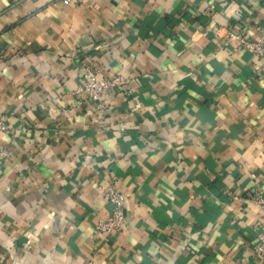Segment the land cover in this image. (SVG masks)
<instances>
[{
	"label": "crops",
	"instance_id": "crops-1",
	"mask_svg": "<svg viewBox=\"0 0 264 264\" xmlns=\"http://www.w3.org/2000/svg\"><path fill=\"white\" fill-rule=\"evenodd\" d=\"M264 0H0V262L260 264ZM123 85L97 112L78 62ZM123 195L121 231L96 232Z\"/></svg>",
	"mask_w": 264,
	"mask_h": 264
},
{
	"label": "built area",
	"instance_id": "built-area-1",
	"mask_svg": "<svg viewBox=\"0 0 264 264\" xmlns=\"http://www.w3.org/2000/svg\"><path fill=\"white\" fill-rule=\"evenodd\" d=\"M70 1V0H68ZM257 33L254 37H247L244 29L230 30L227 34L236 43L235 50L238 53L247 52L261 61V72L264 76V24L257 27ZM78 69L81 75V83L76 89V93H82L86 99L94 105L97 112H103L108 108L105 97L113 89L123 85L125 79L121 75L106 78L98 70L92 68L86 61L78 62ZM6 130V127L0 122V131ZM9 156L7 149H0V160H5ZM107 201L111 204L112 210L106 219L98 221L94 226L96 232L121 231L125 225V216L123 211V195L115 188L113 184L100 187ZM253 202L258 207L263 216L259 224L257 242L252 249L254 256L258 258L260 264H264V197L260 194L253 196ZM0 264H3L0 262Z\"/></svg>",
	"mask_w": 264,
	"mask_h": 264
}]
</instances>
